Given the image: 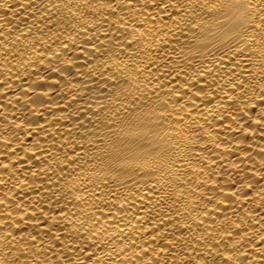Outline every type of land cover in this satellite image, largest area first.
<instances>
[{
  "label": "bare ground",
  "instance_id": "obj_1",
  "mask_svg": "<svg viewBox=\"0 0 264 264\" xmlns=\"http://www.w3.org/2000/svg\"><path fill=\"white\" fill-rule=\"evenodd\" d=\"M0 264H264V0H0Z\"/></svg>",
  "mask_w": 264,
  "mask_h": 264
}]
</instances>
